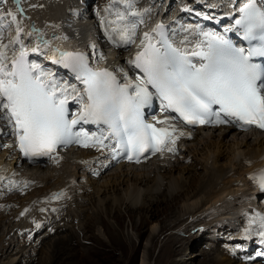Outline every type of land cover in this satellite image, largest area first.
<instances>
[{"label":"snow or ice","instance_id":"1","mask_svg":"<svg viewBox=\"0 0 264 264\" xmlns=\"http://www.w3.org/2000/svg\"><path fill=\"white\" fill-rule=\"evenodd\" d=\"M20 2L15 0L17 5ZM125 2L131 7L132 0ZM17 12L22 14L23 9L17 8ZM239 12L235 24L249 42L248 49L213 37L206 50L191 53V57L201 61L199 66L187 53L172 46L162 23L153 29L160 37L158 42H153L150 33H144L142 50L128 61L143 74L140 83L121 86L108 70L90 68L81 53L63 52L59 58L54 56L53 63L69 68L83 81L84 93L79 94L75 88L59 84L39 64L29 61V50L21 40L23 28L16 14L9 11L10 23L16 26V35L10 43L20 45V51L9 58V45L0 43V121H7L19 151L29 159H55L58 148L75 143L85 148L106 149L113 160L126 155L137 163L147 152L175 153L177 140L185 135L170 122L176 117L156 119L155 123L146 121L144 109L151 105L154 94L162 101L164 111L178 114L188 125L233 124L243 129L251 126L264 129V65L253 62L255 57L264 58V7L258 6L257 0H247ZM123 34L126 36L127 31ZM48 44L38 40L31 51L40 52ZM70 99L81 105L75 116L69 113ZM81 123L106 125L108 135L77 130ZM109 138L114 143H105ZM260 187L264 189V178Z\"/></svg>","mask_w":264,"mask_h":264},{"label":"bare ground","instance_id":"2","mask_svg":"<svg viewBox=\"0 0 264 264\" xmlns=\"http://www.w3.org/2000/svg\"><path fill=\"white\" fill-rule=\"evenodd\" d=\"M13 1L15 3V0ZM34 1L37 0H21L19 5L15 3L13 7H16L15 10L17 8L23 9V13H19L22 16L21 23L23 32L28 31H25V27H28L32 20L36 21V30L33 32V35H26V42H28V46L26 47L28 49L30 47H36L38 40L48 41V46L46 48L42 47L40 51V53L46 54L47 57L52 56L50 55L52 43L66 45V43L73 42L75 48L85 46L86 36H89V34L92 35L95 32L93 26H91L92 20L83 21L86 18L85 14H89L90 18H94V21L99 26L114 29L118 23L127 22L128 17L130 19H136V16L141 13L142 7L145 5L144 0H132L131 7L128 6L125 0H115L105 10L101 8L102 4H100L98 8L101 11L99 12V9L96 10L92 7V0H47L46 5L48 7L47 9L45 8L47 11L42 9L45 10L43 12L41 9H38L40 17L34 11L36 9H32L36 4ZM98 1L101 2L100 0ZM167 1L165 3L166 5L169 2ZM193 1L204 2V0ZM118 2L121 4V9L129 12V15L125 13L122 15L124 17L123 20L118 19V16H120L116 7ZM57 6L64 8H57ZM154 10L158 12L156 16H153ZM168 11H173L169 5L165 12ZM133 13H137V15H133ZM159 13H164V7L162 5L159 9L153 8L151 16L148 18L152 17L156 20ZM135 21H138V19ZM8 25L9 23L6 24L0 19V43L10 45V39L16 35V32L15 29L10 32L9 29L12 27ZM54 31L59 33L57 40L49 37V33ZM38 33L42 34V36H38ZM96 33L95 37L98 39L99 34L102 36L103 31L100 29L99 34L97 31ZM187 34L191 37L190 32ZM137 50V47L132 49L131 47L127 48L126 45L117 46V51L120 53H132ZM131 55L117 56V63L120 61L123 67H127L131 71L132 66L128 63ZM46 61V59H43V62L47 66L55 70L57 63ZM230 137L231 139H229ZM252 137L255 138L252 140ZM250 140L253 142L252 145L250 144ZM110 142L112 143V141ZM185 145L186 148L182 151L183 158L178 157L175 160L158 161L154 157L147 164L116 165L112 170L103 173L101 177L96 179L89 178L87 183L80 184V189L83 191L76 195V200L67 209L65 218L67 222L65 226L61 227L54 236L47 238L48 240L45 239L38 244L43 245L46 242L48 243L51 238L58 236L53 240L54 242L52 244H48L53 245L55 250L57 248L55 246L56 244H61L63 240H67L68 235L66 232L72 234L78 233V229L84 224L82 222L85 221L81 219L80 215L84 213L86 217L88 211V219H97L96 223H100L102 228L106 227L105 221L98 218L100 214L102 215L101 211L97 210L96 212L92 209L93 207L91 208V205L94 204L93 199L96 193L98 197L105 194L102 202L105 204L104 209H106V214L113 219L115 218L117 222L121 220V216H117L115 211L126 206L134 232L127 233V236L121 242L123 256L127 257L128 254H135L136 251L132 244L134 243L132 242L134 235L142 237L144 234L142 227L148 224L151 219H157L159 226L156 224L151 227L149 243L146 247L142 264H148L152 256V246L157 244V242L162 243V249L166 254H170V252L172 254L176 251L181 256H185L186 254L180 250L173 249L176 241H182L181 237L185 239H197L199 243L196 246H200L198 252L204 253L205 259L209 258L207 261L208 264H242L225 254L224 250L220 248V244L216 245L210 251L203 248L202 243L208 241L207 233L214 231L210 230L199 235L198 232L196 233V230L202 223H206V226H208L210 223L217 221L222 214L220 217L221 223L226 220H231L236 212H233L232 215L228 214L233 209V205H229L239 198L241 192H254L250 186L247 174L252 169L250 162L260 159L264 154V133L254 130L239 131L229 127L213 130L199 128L195 138L185 142ZM60 152L67 154H65V159H62L57 166H29L27 168L28 174L43 184L34 190L32 196L46 192L49 189L57 188L65 184L68 177L75 178L83 171V166L76 162L75 156L79 157L86 154L85 151H70V149H66ZM0 155L6 160V151L1 152ZM108 157L111 158V154ZM143 161L148 162L149 158ZM8 163L9 167L2 175L6 176L9 174L11 162ZM8 163H4L0 159V173H2L1 170H3L4 164ZM199 166H201L203 172L199 174L197 179H194ZM4 183L6 185V179ZM163 189H165L164 192L162 191ZM108 194H112V196L107 197ZM30 197H19V199L23 201ZM228 201L229 205L227 204ZM74 205L75 207H73ZM156 208H160V210H156ZM218 209L219 211L212 218L213 211L216 212ZM135 213L139 214L137 221L135 220ZM162 214L164 216L166 215V217H163ZM224 214L228 215L224 216ZM170 215L171 217H169ZM76 220L79 221L78 225H75ZM19 226L23 227L24 225L21 222H15V215L11 216V214L6 212L0 213V248L2 247V252L4 251L3 255L10 257L8 262H1L0 264H14L16 258L20 259V261L26 260L27 264L33 263L31 262L33 261L32 258H25L32 254L29 253L31 248L23 245L16 238L15 234H12V231L18 230ZM107 226H109L108 223ZM211 227H217L219 230L226 228L225 225L220 226L218 224H214ZM168 229L170 230L169 236H165L160 241L164 232L163 230ZM98 238H104L103 234L99 233ZM186 243L190 246L187 241ZM197 247H194V249L197 250ZM181 260L183 261L184 259ZM244 264L250 263L244 262ZM254 264L260 263L256 262Z\"/></svg>","mask_w":264,"mask_h":264},{"label":"rangeland","instance_id":"3","mask_svg":"<svg viewBox=\"0 0 264 264\" xmlns=\"http://www.w3.org/2000/svg\"><path fill=\"white\" fill-rule=\"evenodd\" d=\"M92 2H94V0H92ZM10 3L15 4L13 0H10ZM37 3H39V0H37ZM47 7L48 6L46 5L45 8L47 9ZM12 8L13 10L16 9V7H12ZM6 9H8L7 6H6ZM32 9H36L34 11L37 13V15L40 16L39 10H38L40 9V6L38 8L33 7ZM45 10H42V11L45 12ZM27 28L28 27H25V31ZM254 138L255 137H252V140ZM229 139H231V137ZM252 140H250L251 142L249 141L251 145L253 144ZM201 172L203 171L201 169V166H199L197 169L196 177H194V179H197V177H199V174H201ZM162 191L164 192L165 189H163ZM104 195L98 197L97 194L95 193L94 199H93L94 204L91 205V208L93 207L92 209L95 210L96 212L97 210L101 211L102 215L100 214L98 218L102 221H105L106 227L102 228L100 223H96L97 219L96 220L92 218L88 219L89 211L86 214L87 218L85 217L84 213H82L80 215L81 219L85 220L82 223L84 224L86 223V224L85 226L83 224V226H81V228L78 229V233L72 234V233L66 232L68 235L66 238L67 240H63L61 244H56L55 246L57 248L55 250H54V246L53 245L51 246V244L52 242H54L53 240L58 236L53 237L51 238L50 241H48V243L46 242L45 244L40 245L39 249L35 250L36 254L34 250L30 249L29 253H32L33 255L30 254L29 256L25 258L26 259L32 258L33 259V261H31L33 262L32 264H142L143 256H144L146 247L149 243L151 227L153 225L158 224L157 219H151V221L148 223L149 225L146 224L144 227H142V231L144 232L142 237L134 235V239L132 240V242L134 243L132 244L134 245V248L136 251L135 254L134 255L128 254L127 257L123 256L121 242H123V240L125 239V236H127V233L134 232L132 225H131L132 224L131 218L129 217V213L126 210V206L125 207L123 206L119 208V210L115 211L116 212L115 214L117 216H121L120 217L121 220L118 221L119 223L117 222V220L115 221V218L113 219L111 216H108L106 214V209H104L105 204H103L104 202H102L104 199L103 198ZM109 196L111 197L112 194H108L107 197ZM113 197L115 196L113 195ZM156 210H160V208H156ZM135 215H136L135 220L137 221L139 219L137 217L139 214L135 213ZM162 216L166 217V215L164 216V214H162ZM169 217H171V215ZM78 222L79 221L76 220L75 225H78ZM107 223L109 224L110 227L107 226ZM163 231L164 232L160 238V241L163 240L165 236L168 237L170 234L169 229L163 230ZM99 233L103 234V237L105 239L104 238L97 239V236L99 235ZM181 238H182V241L181 240L176 241V244L173 246V249L180 250L182 253L186 254L185 256H181V254H179L176 251L173 252L172 254L171 252L170 254H166L164 250L162 249L163 248L162 243L157 242V244L152 246V256L148 264H206V263L208 264L207 261L209 258L205 259L204 253L198 252V249L200 248V246L199 247L196 246L199 243L197 239L194 238L193 240L189 238H186V239L183 237ZM186 241L190 244V246H188ZM49 243L51 244L48 245ZM46 245L48 247L47 249H46ZM194 247L195 248L197 247V250H195ZM188 248L189 249L192 248V249L189 251ZM3 254H4V251L2 252V247H1L0 248V263L1 262L5 263L10 260L9 256L7 255L5 256ZM181 259H184V260L182 261ZM14 264H27V261L26 260L20 261V259L16 258Z\"/></svg>","mask_w":264,"mask_h":264}]
</instances>
